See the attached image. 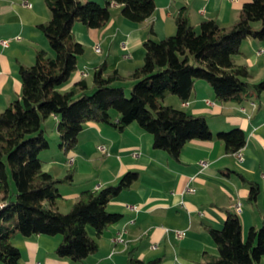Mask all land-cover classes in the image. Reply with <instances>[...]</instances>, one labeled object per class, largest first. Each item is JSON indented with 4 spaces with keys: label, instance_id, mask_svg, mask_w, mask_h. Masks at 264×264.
<instances>
[{
    "label": "trees",
    "instance_id": "16d2710c",
    "mask_svg": "<svg viewBox=\"0 0 264 264\" xmlns=\"http://www.w3.org/2000/svg\"><path fill=\"white\" fill-rule=\"evenodd\" d=\"M44 3L50 20L36 28L46 38L53 56L37 51L32 66L19 65V99L0 112V263L3 264H17L19 260V250L11 243L15 233L24 238L59 235L61 241L55 255L80 264L97 253L96 239L121 218L120 214L107 211L108 202L129 189L138 177L136 172H127L115 185L82 191L70 210L61 213L57 207L60 199L57 187L72 183L73 169L62 178H54L41 169L39 154L49 148L43 123L51 115L58 118V147L64 153L75 148L78 135L88 122L111 125L120 132L136 123L152 136L154 149L177 160L186 143L211 140L213 135L204 116L164 105L168 94L184 103L200 80L222 102L240 104L260 98L264 91V80L251 83L247 68L233 60L243 40L264 39V0L244 3L236 21L229 26L206 20L198 30L192 26L187 9L182 8L175 17L174 35L143 43L140 67L121 76L116 70L108 71L107 63L103 62L95 68L91 85L82 78L66 91L61 88L70 80L77 59L84 52L83 45L74 39L75 22L88 29H100L110 19L111 4H116L122 17L141 23L152 15L154 0H104L103 5L81 0H44ZM127 81L131 82L128 98L124 85ZM111 111L117 114L116 121H112ZM216 139L223 143L228 154H236L245 145V135L240 129L220 132ZM237 176L248 186L246 201L254 205L259 185L240 174ZM208 232L218 256H204L203 264H257L264 256V224L260 228L251 227L243 240L235 211L225 210L222 228H209ZM159 262L140 261L130 250L126 264Z\"/></svg>",
    "mask_w": 264,
    "mask_h": 264
},
{
    "label": "crops",
    "instance_id": "0c3cea01",
    "mask_svg": "<svg viewBox=\"0 0 264 264\" xmlns=\"http://www.w3.org/2000/svg\"><path fill=\"white\" fill-rule=\"evenodd\" d=\"M85 1L88 0H81ZM249 1L154 0L152 15L138 24L126 20L120 6L111 4L110 19L102 28L88 29L81 22H75L74 39L83 45L84 52L61 91L81 80V71L86 72L84 80L91 85L95 68L103 62L107 63L108 71L116 70L121 76H127L142 65L146 40L160 41L175 34V17L182 8L187 9L192 26L198 30L206 20H214L222 27L233 24L241 6ZM95 2L104 4V0ZM49 20L50 12L44 0H0V42L8 43L6 47L0 44V112L19 99V65L32 66L37 51L49 54L48 42L36 28ZM97 44L98 53L93 50ZM233 60L236 65L247 68L251 83L263 81L264 39L243 40ZM124 85L129 87L131 82ZM172 97L168 94L163 104L204 116L213 135L211 140L186 143L177 160L165 151L154 149L152 136L136 123L120 132L111 125L88 122L77 141L78 146L85 140L87 152L75 147L64 153L58 147L49 156H45L47 152L43 156L42 152L39 154L42 171L54 178H62L69 168L74 170V181L69 184L74 189L57 187L60 194L57 207L61 213L70 210L82 191L115 185L127 172L138 175L129 189L108 202L107 211L120 214L121 218L96 239L97 253L80 264H126L130 250L136 259L145 262L158 259V264H203L204 256H218L208 229L222 228L225 210L235 211V206L240 204L238 216L243 240L251 227L260 228L264 224V91L260 98L240 104L222 102L200 80L195 82L188 101L181 103L175 97L178 105L166 104ZM110 115L112 121L117 120V114ZM49 118L59 144L58 118L53 115ZM232 129H240L245 135V145L239 151L241 161L235 154L226 153L223 143L216 139L218 133ZM98 147H103L104 152ZM52 149L49 144L47 150ZM67 156L74 158L69 159L71 166L66 163ZM97 161L99 168L93 173L91 167ZM237 174L259 185L260 193L254 205L246 201L248 186ZM175 231L183 232V238H177ZM89 233L94 236L92 231ZM60 241L59 235L24 238L15 233L11 238L20 253L17 264H73L55 255ZM257 264H264V256Z\"/></svg>",
    "mask_w": 264,
    "mask_h": 264
},
{
    "label": "rangeland",
    "instance_id": "374dc122",
    "mask_svg": "<svg viewBox=\"0 0 264 264\" xmlns=\"http://www.w3.org/2000/svg\"><path fill=\"white\" fill-rule=\"evenodd\" d=\"M88 1H90V2H95L96 0H88ZM85 2H87V1H85ZM85 2H83V3H85ZM97 3V2H96ZM78 24V23H77ZM132 24H138V23H132ZM73 31H74V29H73ZM74 33V32H73ZM53 56V52L51 51V49H50V52H49V54H47V57H52ZM74 74V73H73ZM90 79V78H89ZM126 94H125V96L128 98L129 97V87L127 86V88H126V92H125ZM166 104H168V105H178V103H177V99H175V97H172V99H170V100H167L166 101ZM111 114H116L115 113V111H111ZM51 118H47L45 121H44V123H43V128H44V130H45V138H46V140L48 141V143L51 145V147L53 148L52 150L53 151H49V150H45V151H42V153H41V156H43L42 154H45V152H47L46 153V155L45 156H49V155H51V154H53V153H55V152H57L58 151V141H55L56 140V135H55V126H54V124H52L51 123ZM75 147H77V148H80V150L83 152V153H85V152H87L88 151V147H87V144L85 143V140H82L79 144H78V146H77V144H76V146ZM75 149V148H74ZM40 156V158L42 159V157ZM62 156L64 157V155L62 154ZM70 158H72L73 160H74V158L71 156H67V161L68 162H66V163H68L69 164V166H71L72 165V163H70ZM71 159V162H73V160ZM99 162L97 161L96 163H95V165L93 164V166L91 167V172H96L97 171V169L99 168V164H98ZM67 164V165H68ZM70 169V168H69ZM67 174V173H66ZM65 174V175H66ZM73 179H74V170H73ZM74 181V180H73ZM74 183V182H73ZM10 184H11V187H12V189L15 191V187H14V184H13V182H12V180L10 179ZM61 187L62 188H65V190H72V189H74V186L73 187H71V185H61ZM71 188V189H70ZM59 201V200H58ZM63 204V203H62ZM58 206V205H57ZM64 213V212H63ZM240 219V218H239Z\"/></svg>",
    "mask_w": 264,
    "mask_h": 264
},
{
    "label": "built area",
    "instance_id": "2783aa9c",
    "mask_svg": "<svg viewBox=\"0 0 264 264\" xmlns=\"http://www.w3.org/2000/svg\"><path fill=\"white\" fill-rule=\"evenodd\" d=\"M25 6H26V7H30L29 4H25ZM0 44H1L2 47H6L8 43H7V41L2 40V41L0 42ZM93 50H94L96 53L100 52L99 45H98V44L95 45V46L93 47ZM80 75H81L82 78H84V77H86V72L81 71V72H80ZM98 150L101 151V152H104V148H103V147H98ZM235 156H236L237 160H239V161L242 160V157H241V155L239 154V152H237V153L235 154ZM203 165H204V164H203ZM204 166H205V165H204ZM188 191H192V190L189 188ZM234 209H235V212H236L237 214L240 213V212H241L240 204L236 205ZM175 236H176L177 238H183L184 233L181 232V231H175ZM34 264H40V263H34Z\"/></svg>",
    "mask_w": 264,
    "mask_h": 264
}]
</instances>
